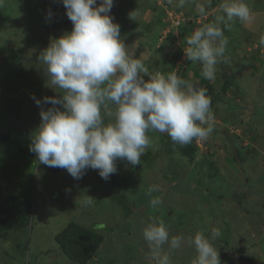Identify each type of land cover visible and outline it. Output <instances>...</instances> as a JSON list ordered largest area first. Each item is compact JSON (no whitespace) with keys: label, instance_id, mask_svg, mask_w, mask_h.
Wrapping results in <instances>:
<instances>
[{"label":"rangeland","instance_id":"obj_1","mask_svg":"<svg viewBox=\"0 0 264 264\" xmlns=\"http://www.w3.org/2000/svg\"><path fill=\"white\" fill-rule=\"evenodd\" d=\"M149 1L114 0L110 15L128 51L150 74L175 72L197 87L213 86L217 100L207 89L213 132L206 141L181 147L166 133L150 130L153 144L140 164L118 159L117 172L107 181L90 168L74 179L66 169L40 164L30 151L41 107H52L44 97L61 95L47 86L38 56L51 39L73 28L62 0L0 5V207L17 195L29 199L34 212L27 226L2 232L0 264H78L62 254L54 238L68 222L95 228L103 237L86 264H155L142 235L152 217L164 221L170 236L184 238L170 253L172 264H192L196 252L190 240L197 232L211 239L213 229L220 230L213 243L221 264H264V0H245L248 23L229 21L224 61L213 81L203 77L199 62L187 60L184 48L193 30L219 16L223 0H185L183 6L180 0ZM180 12V24L188 26L182 33L171 23ZM169 33L174 40L164 42ZM165 43L171 49L163 48ZM222 64V73L232 76L225 91L220 90ZM152 184L160 186L152 195L163 201L155 209L147 195ZM124 207L131 212L124 214Z\"/></svg>","mask_w":264,"mask_h":264},{"label":"clouds","instance_id":"obj_2","mask_svg":"<svg viewBox=\"0 0 264 264\" xmlns=\"http://www.w3.org/2000/svg\"><path fill=\"white\" fill-rule=\"evenodd\" d=\"M184 2L180 0V6ZM62 3L73 28L51 39L38 56L47 86L61 94L44 97L43 103L52 107H41V122L31 135L30 151L40 164L66 169L77 180L89 168L98 170L107 181L117 172L118 159L133 166L140 164L141 156L153 144L147 135L150 130L166 133L181 147L209 138L214 116L207 89L175 72L150 74L121 38L120 26L110 15L114 0ZM219 7L223 15L193 30L184 48L187 60L199 62L203 77L209 81L216 79L217 65L228 44L219 25L234 19L241 23L251 20L245 0H223ZM199 11L205 14V7L200 6ZM182 15H175L171 22L179 24ZM260 43L264 45V38ZM32 98L41 105L40 99ZM105 116L112 119L106 123ZM159 191L158 184L147 191L154 209L163 203L152 195ZM84 203L91 205L92 199ZM142 235L155 264H172L171 251L184 242L183 236H170L164 221L155 217L150 218ZM218 236L219 229L212 230L211 239L203 232L194 235L190 240L196 252L192 264H221L213 243Z\"/></svg>","mask_w":264,"mask_h":264},{"label":"trees","instance_id":"obj_3","mask_svg":"<svg viewBox=\"0 0 264 264\" xmlns=\"http://www.w3.org/2000/svg\"><path fill=\"white\" fill-rule=\"evenodd\" d=\"M149 2H154L155 4V0ZM217 13H219V15H223V12L220 10ZM175 19H176L175 16L171 17V20H175ZM212 22H216L214 16L211 17V23ZM172 24L174 27H176L177 32L179 33L187 31L186 29L187 25H183L184 23L182 24L172 23ZM219 26L222 28L225 37H227L228 39L229 38L228 33L231 32L230 26L232 27V25H230V22L221 23ZM240 29L242 28L239 25V30ZM164 38H165L164 42H169L170 39L174 40L172 33L167 34ZM166 45L167 44L165 43V46H163V48L171 49L168 45L167 46ZM223 58H221V61H224ZM222 66L223 64L220 66L219 70H220V75L222 76L221 78L224 80V82L221 84L220 90L225 91L227 86H230V84L232 83V76L231 74L228 75L224 72L222 73V69H221L223 68ZM178 72L182 73L181 70H178ZM205 87L206 89H208L209 93L212 96L211 91L213 90V86L212 85L209 86L208 84ZM217 96L218 95H216L215 97L212 96V100L213 101L217 100ZM230 107L232 108L235 107V104L233 103L230 104ZM3 135L6 138L8 137V135L5 133ZM21 143L22 142L20 140V143L18 142V145ZM184 153L187 154V151H185ZM167 176L168 175H165V177L168 179ZM148 184L149 183H147L144 186H147ZM32 207L33 206L29 199H23L17 195H11L9 204L7 206L0 207V238L2 232L6 229L21 228L30 224L31 217L33 216L34 213ZM127 211L129 213L131 212V209H127V207H124V214ZM94 229L95 228H89L87 226L77 224L75 222H68L62 230H60L58 233H56V235H54V238L60 251L68 260L78 264H86L92 258L94 253L98 250L99 246L103 241L102 235L96 232Z\"/></svg>","mask_w":264,"mask_h":264}]
</instances>
